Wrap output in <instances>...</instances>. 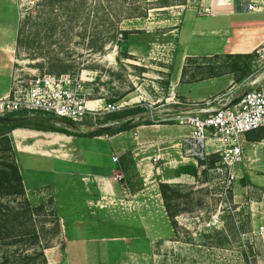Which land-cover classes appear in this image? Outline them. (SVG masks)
Returning <instances> with one entry per match:
<instances>
[{
    "label": "rangeland",
    "instance_id": "obj_1",
    "mask_svg": "<svg viewBox=\"0 0 264 264\" xmlns=\"http://www.w3.org/2000/svg\"><path fill=\"white\" fill-rule=\"evenodd\" d=\"M200 1L177 0L175 5L149 9L165 4V0H0V86L26 84L46 72L84 71L92 80L94 95L103 99L102 104L129 102L128 108L139 105L146 114L149 109L145 102H134L130 97L151 90L162 98V102L154 98V111L164 112L171 107L162 105L169 95L171 81L177 82L179 93L192 97L208 88L206 83H192L193 80L227 73L228 66L235 60L229 54L236 53H251L242 60L250 64L251 72L239 82L244 83L240 92L252 88L253 82L260 84L264 42L254 49H239L240 35L225 31L218 38L223 48L219 53L183 56V51L187 50L206 53L209 48L205 46H210L207 42L217 39L194 36L187 45L179 43L178 27L184 10L190 6L206 8ZM111 6L119 12L114 30L108 28V18H113L109 11ZM209 8L214 12L211 6ZM214 20L231 25L246 22L247 18L200 21L207 24ZM120 31L124 32L121 39L118 38ZM160 68H166L167 73H153ZM180 70L181 77L176 80ZM143 71L160 76L157 83L142 75ZM223 80L219 78L210 90L219 89L225 83ZM231 89L227 85L214 97L230 94ZM111 113L114 112L102 110L82 123L91 131L97 130L112 122L107 118ZM44 117L43 125L77 135L73 145H80L83 152L111 146L108 141L86 140L91 135L79 133L82 128L78 124L66 120L55 122L57 118L48 114ZM181 127L184 126L167 121L124 130L122 139L132 142V147L123 154L122 163L119 158L125 173L122 180L130 187L122 196L98 193L91 182L85 183L80 178L56 187L46 185L29 192L25 190L24 197L5 201L18 204L26 198L33 205L45 204L46 212L36 219L46 227L42 236L51 245L44 248L49 264L70 263L67 257L70 238L106 235L125 236L127 241L133 236L141 237L131 242L129 252L119 253L113 261L102 264H264V138L250 140L247 137L244 159L236 166L237 177L227 188L223 178L207 168L214 162L202 167L181 158L176 143L187 132L185 127L179 131ZM15 130L20 133L24 129L12 130L14 136H18ZM57 132L53 134L58 135ZM135 132H138L137 138ZM27 139L29 137H25ZM16 152V149L8 151L7 155L17 159ZM155 153H164L163 159L153 161ZM19 157L18 164L25 171V156ZM26 163L48 171L53 165L44 159H26ZM182 166H193L196 175L182 172ZM161 182L179 191V196L172 200L173 207L180 210L175 224L169 217ZM50 211L60 217L61 232L55 237L54 215H47ZM107 244L86 240L75 246L79 247L77 252L87 246L99 256L109 249ZM74 254L73 259H84Z\"/></svg>",
    "mask_w": 264,
    "mask_h": 264
},
{
    "label": "crops",
    "instance_id": "obj_2",
    "mask_svg": "<svg viewBox=\"0 0 264 264\" xmlns=\"http://www.w3.org/2000/svg\"><path fill=\"white\" fill-rule=\"evenodd\" d=\"M257 2V8L254 10H249L245 0H202L200 3L207 7H212L214 12L210 14H200L197 7H188L184 10L183 19L179 24V43L183 42L185 45L188 44V41L194 36L200 38L204 37H213L216 38V42H207L210 46H205L209 48L206 53L199 52H189L183 51V56H210L216 53H219L223 48L221 42L219 41L220 33H236L240 35L238 40L239 49L251 48L254 49L258 45L264 42V0H254ZM221 17H240L247 18V21H241L242 23L236 22L235 24L227 25L221 24L218 20H214L210 23H202L201 19L212 18L219 19ZM226 33V34H227ZM204 41V40H202ZM213 45L211 46V44ZM203 44H206L203 42ZM213 47V48H212ZM166 68H160L159 70L155 69L153 72L156 75H161L163 72L167 73ZM142 75L151 79L153 83H157L158 77L151 76L146 71L142 72ZM181 77V70L177 75L176 80H179ZM224 79L225 82L220 86L219 89L210 90L211 86H216L218 79ZM206 83L208 88H204L201 92L189 97L186 94L178 93V96L182 100L187 101H203L213 98L216 94L222 90L225 86H231L230 94H227L226 98L236 99L243 92H240V88L243 87L244 83L236 82L235 75L233 73L227 72L217 76L209 77L206 80L195 81L192 83ZM252 85V83L250 84ZM206 87V86H205ZM253 87V85H252ZM9 86L7 84L0 86V95L8 91ZM152 91L144 90L138 95L132 96L131 101L134 102H147L154 101V98H157V101L162 98L156 93H151ZM131 103V102H130ZM127 106L120 110L129 109V102ZM139 106V105H137ZM54 117V116H53ZM56 118V117H55ZM62 121V120H61ZM60 122V121H59ZM164 126V125H162ZM26 128V129H24ZM18 136L10 133L13 144L15 146L16 160L17 163L20 159L19 156H25V171L20 166V170L23 176V182L26 192H29L33 189L40 188L41 186L52 185L56 187L57 185H62V183H73L78 179H84L85 183L87 181L91 182V185L95 187L98 193L107 194L109 196H122L124 193H128L130 187L128 184L123 182L125 179V173L123 171L122 159L123 154L132 147L128 141L122 139L124 131L112 134V135H91L86 137L93 141H108L111 143V146L107 148H95L90 149V151L85 152L84 149L80 148V145H73L77 140V135L67 134L51 130H40L24 127ZM186 128V127H185ZM183 127V129H185ZM182 127L181 130L183 131ZM188 132V128H186ZM49 132H57L58 135L48 134ZM185 132V133H187ZM25 137L29 139L25 140ZM110 152V153H109ZM110 154V155H109ZM164 154V153H163ZM113 155H119L121 157V163L113 160ZM109 158H111L109 160ZM26 159H44L52 162V169L41 170L37 169L34 166H31L26 163ZM109 160V161H108ZM105 162V163H104ZM58 163V165H57ZM19 165V164H18ZM61 166V167H59ZM64 168V169H63ZM70 168V170H69ZM64 171V172H63ZM116 175H121L122 178L115 180ZM136 237H130L129 241L126 240L128 237L125 236H111L106 235L102 237H74L68 240V246H71L73 250H67V257L70 263L68 264H102L105 261H113L119 256V253L129 252L131 247V242L137 240ZM88 241H102L108 243L109 249L98 256L95 255L93 250H88L87 246H83L80 252H77L79 249L78 246H75V243H83ZM118 243L121 245L118 246ZM118 246V247H117ZM135 247V246H134ZM77 248V249H76ZM67 249V248H66ZM71 252V253H70ZM134 252V251H132ZM78 253L79 256H82L84 259H73L75 254ZM95 255V259H94ZM106 258H103V257ZM92 259V260H91Z\"/></svg>",
    "mask_w": 264,
    "mask_h": 264
},
{
    "label": "built area",
    "instance_id": "obj_3",
    "mask_svg": "<svg viewBox=\"0 0 264 264\" xmlns=\"http://www.w3.org/2000/svg\"><path fill=\"white\" fill-rule=\"evenodd\" d=\"M245 2L249 10L258 7L254 0ZM199 13L210 14L211 8L199 9ZM123 36L124 32L120 31L118 38ZM262 72L260 84L253 82L252 88L232 100L226 98L227 94L203 101L182 100L176 90L177 82L171 81L169 95L162 105H176L179 111L175 112L170 107L168 111L155 112L156 101H147L145 106L149 109V119L153 125L175 121L188 128L176 143L178 154L183 160H192L202 167H207L214 160L213 165L207 168L222 177L227 188L231 187L237 177L236 166L245 156L248 133L264 127V66ZM91 81L82 71L46 72L36 75L26 84L15 83L0 95V117L16 113L48 114L89 130L90 127L82 123L87 118L95 117L102 110L117 112L128 105L127 102L102 104L103 99L94 95ZM135 135L137 138L138 132ZM162 155L155 153L153 161L163 159ZM113 160L118 161L119 155H114ZM120 178L121 175L114 177L115 180Z\"/></svg>",
    "mask_w": 264,
    "mask_h": 264
},
{
    "label": "trees",
    "instance_id": "obj_4",
    "mask_svg": "<svg viewBox=\"0 0 264 264\" xmlns=\"http://www.w3.org/2000/svg\"><path fill=\"white\" fill-rule=\"evenodd\" d=\"M175 1L177 0H165V4H158L154 7H149V9L178 4ZM109 11L113 18H108L110 21L108 22V28L109 30H114L113 28L118 25L119 12L112 6ZM113 11L117 13L114 15ZM101 48L102 47H99L98 49ZM229 55V57L235 58V60L228 66L229 69L227 72L233 73L235 75V81L240 82L251 72L250 64H245V62L242 61L245 57H250L251 53H236ZM216 75L218 74H214L213 76ZM171 109L175 112L179 111L176 105L171 106ZM144 112L145 109L140 106L114 112L107 117L108 120L112 122L118 118H128L131 115H143L144 119L136 121L126 127L111 125L110 128L104 129L103 126H100L99 129L93 131L81 129L79 133H83L84 135H112L134 126L152 124L148 113L144 114ZM4 118L5 121L0 122V264H49L44 248L51 245L49 244L50 242L46 239L44 240L42 236L46 227L43 222H38L36 219L42 212H46L45 204L33 205L26 198L18 204L5 201V199L24 197L26 193L23 176L17 160L15 157H8L7 152L15 151V146L10 135L11 131L14 129L24 127L51 131H55V129L52 128V126L43 125V121H45L44 114L28 115L26 113H16L8 114L4 116ZM53 119L55 118L53 117ZM59 121L61 120L58 118L55 119V122ZM69 134L72 133L70 132ZM247 137L250 140H260L264 138V127L250 131ZM213 162L214 160L211 161V163ZM181 171L193 175L197 173L193 166H182ZM160 188L169 217L175 224L176 222L174 219L176 215L180 213V210L173 207L172 200L179 196V191L166 182H161ZM51 214L54 215V227L52 232L55 237V235L57 236L61 232L60 217L53 211L47 213V215Z\"/></svg>",
    "mask_w": 264,
    "mask_h": 264
},
{
    "label": "water",
    "instance_id": "obj_5",
    "mask_svg": "<svg viewBox=\"0 0 264 264\" xmlns=\"http://www.w3.org/2000/svg\"><path fill=\"white\" fill-rule=\"evenodd\" d=\"M143 119H144L143 115H140V116L131 115L130 117L125 118V119L124 118H118L117 120H115L114 122H112L110 124L103 125V128L108 129V128H110L111 125H119L121 127H126V126H129L130 124H132L136 121H140ZM3 121H5V118L0 117V122H3Z\"/></svg>",
    "mask_w": 264,
    "mask_h": 264
},
{
    "label": "bare ground",
    "instance_id": "obj_6",
    "mask_svg": "<svg viewBox=\"0 0 264 264\" xmlns=\"http://www.w3.org/2000/svg\"><path fill=\"white\" fill-rule=\"evenodd\" d=\"M18 129H21V128H18ZM14 133L17 134V133H19V131L15 130ZM51 134H53V133H51Z\"/></svg>",
    "mask_w": 264,
    "mask_h": 264
}]
</instances>
